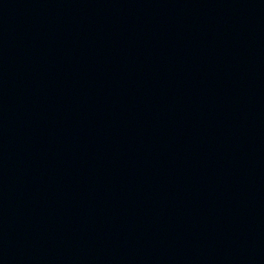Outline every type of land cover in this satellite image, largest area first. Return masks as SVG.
<instances>
[{"label":"water","instance_id":"95a60500","mask_svg":"<svg viewBox=\"0 0 264 264\" xmlns=\"http://www.w3.org/2000/svg\"><path fill=\"white\" fill-rule=\"evenodd\" d=\"M0 264H264V0H0Z\"/></svg>","mask_w":264,"mask_h":264}]
</instances>
